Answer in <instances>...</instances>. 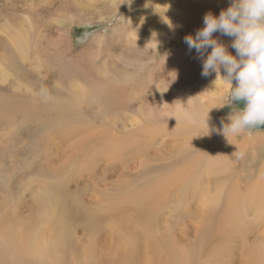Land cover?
<instances>
[{"label":"rangeland","instance_id":"374dc122","mask_svg":"<svg viewBox=\"0 0 264 264\" xmlns=\"http://www.w3.org/2000/svg\"><path fill=\"white\" fill-rule=\"evenodd\" d=\"M206 3L211 0H0V219L8 217L9 228L10 209L44 202L55 188L77 227L99 219L103 232L123 221L157 238L166 234L165 248L182 253L179 264L263 259L264 126L234 134L228 125L214 131L207 120L208 131L207 114L228 119L231 106H243L229 99L236 81L221 93L216 73L172 80L178 58L192 59L202 72V61L184 43L200 27L184 7L190 4L199 17L216 15ZM20 30L28 35L23 53L10 42ZM213 90L221 93L215 107ZM178 98L196 110L191 120L147 122L141 115L155 102ZM224 104L231 106L218 107ZM143 123L184 134H169L165 143L157 136L150 145V134L139 133ZM135 138L149 149L145 160L135 154ZM213 153L226 158L227 175L218 172ZM195 156L201 161L188 172L183 196L172 187L151 209L135 205L134 194L150 192L145 180L158 171L180 176ZM236 197L244 202L231 219L226 203ZM200 226L209 233H194Z\"/></svg>","mask_w":264,"mask_h":264},{"label":"bare ground","instance_id":"6f19581e","mask_svg":"<svg viewBox=\"0 0 264 264\" xmlns=\"http://www.w3.org/2000/svg\"><path fill=\"white\" fill-rule=\"evenodd\" d=\"M230 3L231 0H217V2L211 0L210 5L207 3L205 5L214 7V10L219 13L221 9H226ZM191 7L190 4L185 5L187 13L185 12L184 15L189 16L190 22L201 27L203 16L199 17L196 10L192 11ZM219 35L221 34L219 33ZM27 36V33L21 30L10 36V42L18 52H24V47L20 48V45L27 40ZM232 39L228 37L226 43L228 51L231 53L233 51ZM151 44L154 43L151 42ZM191 60L188 62H183L180 58L175 60L176 70L172 74V80H176L182 75H188L191 78L202 77L201 70ZM220 75H224L223 69H221ZM219 83L221 84V93L226 92L230 84L220 76ZM221 93L212 91L213 107L219 105ZM80 95L78 93L77 97ZM154 96L158 97L159 94L155 93ZM186 113L190 118H185ZM195 113L196 110L188 105V99L182 98L176 99L173 104H169L167 101L164 103L155 102L149 108L141 111V115L146 118L147 122L188 121L195 116ZM208 121L213 125V130L217 132L225 131L224 127L229 123L228 119L216 118L213 112L210 113ZM142 130L150 134L147 143L150 145L155 143L157 136H160L162 142L165 143L166 139H169V134H184L177 130L171 132L169 129L159 131L146 123L140 125V135ZM135 140V154L145 160L149 149L145 152L146 144L139 138H135ZM126 149L133 150L130 142L126 143ZM213 156L220 165L218 172L224 176L227 175L231 169L223 160L226 158H221L216 153H213ZM200 161L199 156H195L193 161L188 162V167L182 170L180 176L177 177H174L173 171L167 173L158 171L157 174L143 182L150 185V192L134 194L135 205L147 206L148 209H151L155 200L170 195L168 191L172 187H174L177 196H183V193L188 189V172L197 168ZM48 195L49 199H45L44 202L25 205L24 211L20 212L22 205L10 209L5 214V216L9 214L12 216L14 223L10 228L6 225L8 217L0 219V264H179L176 260L182 258V253L165 248L167 246L166 234L162 238H157L145 227L134 225L132 222L129 224H124L123 221L111 223L110 229L105 232L100 228L99 219L88 220L77 227L73 224L72 216L69 214L70 206L65 194L54 188L49 190ZM242 202H244L243 198L236 197L226 203L225 210L228 217L238 219L243 206ZM203 207L204 213H211V204L204 203ZM200 230L204 235L210 231L209 228L202 226L194 227V233H198ZM261 236H264V228L261 231ZM142 237L146 238L144 247L138 244ZM258 257L261 259L262 254H258ZM254 264H264V256L260 262L257 261Z\"/></svg>","mask_w":264,"mask_h":264},{"label":"clouds","instance_id":"9594fccd","mask_svg":"<svg viewBox=\"0 0 264 264\" xmlns=\"http://www.w3.org/2000/svg\"><path fill=\"white\" fill-rule=\"evenodd\" d=\"M214 33L233 38L231 47L235 55ZM184 43L202 61L203 76L216 73L230 85L236 81L229 90V99L232 103L242 102L243 106L239 109H233L231 104L218 106H231L228 131L239 134L264 126V0H231L218 15L206 12L203 25L195 35L186 34ZM185 118H190L189 114ZM208 119L207 114L205 123Z\"/></svg>","mask_w":264,"mask_h":264},{"label":"trees","instance_id":"16d2710c","mask_svg":"<svg viewBox=\"0 0 264 264\" xmlns=\"http://www.w3.org/2000/svg\"><path fill=\"white\" fill-rule=\"evenodd\" d=\"M240 103H242V102H240Z\"/></svg>","mask_w":264,"mask_h":264}]
</instances>
